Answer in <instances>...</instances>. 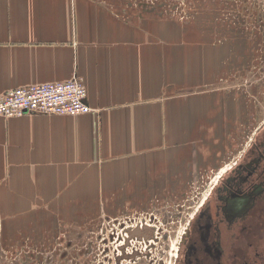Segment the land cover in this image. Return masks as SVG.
I'll use <instances>...</instances> for the list:
<instances>
[{"label": "crops", "instance_id": "1", "mask_svg": "<svg viewBox=\"0 0 264 264\" xmlns=\"http://www.w3.org/2000/svg\"><path fill=\"white\" fill-rule=\"evenodd\" d=\"M190 36L108 0H0V94L78 76L92 109L0 116L4 245L22 252L33 239L188 196L199 174L220 170L238 101L225 100L222 47Z\"/></svg>", "mask_w": 264, "mask_h": 264}, {"label": "rangeland", "instance_id": "2", "mask_svg": "<svg viewBox=\"0 0 264 264\" xmlns=\"http://www.w3.org/2000/svg\"><path fill=\"white\" fill-rule=\"evenodd\" d=\"M108 1L113 6H122L123 12L144 10L145 13L153 12L186 25L191 31L190 39L206 41L203 44L208 49L220 45L222 49L219 54L224 58L225 100L232 97L238 101L233 111L244 125L249 124L255 105L260 107V112L263 111L264 69L261 68L255 74V61L257 56H262L264 60V0ZM237 129L235 132L242 137L241 140L247 136V132L243 134L244 129ZM223 140L226 142L225 136ZM232 143L237 145L234 140ZM231 163L232 159L226 160L223 156L220 171H224ZM220 171L199 174L188 190V196L181 195L174 199L172 196V200L168 201L160 199L141 212L129 213L116 219L104 216L94 222L79 225L77 229L69 227L60 230L50 238L33 239V244L23 248L22 252L13 251L14 248H9L8 244L4 245L7 240L0 230V260L3 264H174L175 246L188 220L194 215L193 204L205 191L210 179L215 178V174H220ZM139 216L141 218H134ZM142 218L157 225L158 241L153 243L152 249L142 246L140 252L123 256L126 229ZM138 244L139 241L135 240L133 247ZM132 250L131 246L128 252Z\"/></svg>", "mask_w": 264, "mask_h": 264}, {"label": "flooded vegetation", "instance_id": "3", "mask_svg": "<svg viewBox=\"0 0 264 264\" xmlns=\"http://www.w3.org/2000/svg\"><path fill=\"white\" fill-rule=\"evenodd\" d=\"M256 58L255 74L264 69L262 56ZM259 108L255 105L249 124L238 122L247 136L241 140L236 132L237 145L225 153L232 163L216 170L221 173L193 204L174 264H264V108Z\"/></svg>", "mask_w": 264, "mask_h": 264}, {"label": "built area", "instance_id": "4", "mask_svg": "<svg viewBox=\"0 0 264 264\" xmlns=\"http://www.w3.org/2000/svg\"><path fill=\"white\" fill-rule=\"evenodd\" d=\"M87 100V86L81 77L75 76L66 81L30 85L3 92L0 94V116L10 118L29 113L64 116L88 114L92 109ZM135 229L148 233L133 237L131 232ZM157 231V225L146 218L140 219L134 226H129L126 229L127 235L123 238V247L121 246L123 256L140 252L142 246L152 249L153 243L158 241ZM135 240L139 244L133 247ZM131 246L133 250L128 252Z\"/></svg>", "mask_w": 264, "mask_h": 264}, {"label": "water", "instance_id": "5", "mask_svg": "<svg viewBox=\"0 0 264 264\" xmlns=\"http://www.w3.org/2000/svg\"><path fill=\"white\" fill-rule=\"evenodd\" d=\"M146 231L147 230H150V229H145ZM143 232H145V231H142V230H140V229H135V230H133L132 232H131V236H142L144 233ZM151 232V231H150Z\"/></svg>", "mask_w": 264, "mask_h": 264}, {"label": "bare ground", "instance_id": "6", "mask_svg": "<svg viewBox=\"0 0 264 264\" xmlns=\"http://www.w3.org/2000/svg\"><path fill=\"white\" fill-rule=\"evenodd\" d=\"M138 237H140V236H138Z\"/></svg>", "mask_w": 264, "mask_h": 264}]
</instances>
